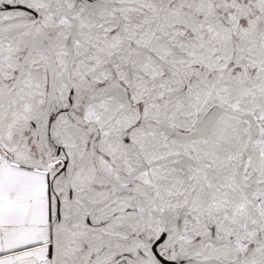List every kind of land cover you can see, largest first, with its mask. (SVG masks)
<instances>
[{"label": "snow or ice", "instance_id": "1", "mask_svg": "<svg viewBox=\"0 0 264 264\" xmlns=\"http://www.w3.org/2000/svg\"><path fill=\"white\" fill-rule=\"evenodd\" d=\"M0 264H264V0H0Z\"/></svg>", "mask_w": 264, "mask_h": 264}]
</instances>
